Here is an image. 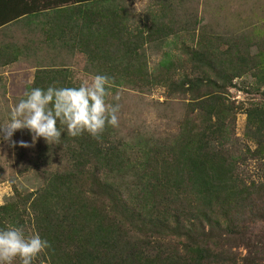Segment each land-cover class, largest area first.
Segmentation results:
<instances>
[{
  "label": "trees",
  "instance_id": "1",
  "mask_svg": "<svg viewBox=\"0 0 264 264\" xmlns=\"http://www.w3.org/2000/svg\"><path fill=\"white\" fill-rule=\"evenodd\" d=\"M116 1L0 0V27L41 17L45 41L82 53L97 75L186 96L177 134L133 153L110 125L96 139L71 137L58 122L67 167L44 172L31 190L13 185L0 205V229L18 226L49 241L34 264H264V51L250 52L248 36L235 40L200 25L182 44L181 61L165 53L150 70L145 47L199 21L183 24L173 0H153L150 24L130 29L131 11ZM21 55L17 44L0 43V69ZM49 86L78 88L67 68L51 66L35 69L27 90ZM231 89L245 98L234 99ZM240 110L248 143L237 154ZM248 162L260 178L243 176Z\"/></svg>",
  "mask_w": 264,
  "mask_h": 264
},
{
  "label": "rangeland",
  "instance_id": "2",
  "mask_svg": "<svg viewBox=\"0 0 264 264\" xmlns=\"http://www.w3.org/2000/svg\"><path fill=\"white\" fill-rule=\"evenodd\" d=\"M116 3L130 9V29L150 24L157 8L153 0H117ZM173 3L174 16L178 21L187 24L198 19L199 24H194V30L146 46L150 70L155 69L165 53L173 61H181L182 44L192 43L200 25L207 32L235 40L248 36L254 42L249 48L250 52L264 51V0H173ZM13 35V40H0V43L25 46V54L0 69V125L9 122L13 107L26 98L28 85L38 67L67 68L71 73V82L77 87L90 84L97 75L82 53L58 43L46 42L40 26L29 32L18 26ZM2 37L0 33V39ZM230 92L236 100L245 98L240 91L231 89ZM109 93L107 101L120 105L119 126L113 127L114 134L127 142L131 146L128 149L133 153L151 143L170 140L177 134L186 112V96H169L165 88L158 86L139 90L125 84H115ZM117 94L120 97L118 101L114 99ZM244 124L245 113L240 110L234 126L235 138L232 139L237 154L248 143L243 137ZM20 141L29 146H20ZM67 164L61 143L49 145L42 137L33 142L28 129L17 130L10 141L0 139V205L9 200L13 185L23 191L31 190L41 182L44 172L64 170ZM241 168L245 178L257 179L262 176L254 162H248ZM14 264L19 263L16 260Z\"/></svg>",
  "mask_w": 264,
  "mask_h": 264
},
{
  "label": "clouds",
  "instance_id": "3",
  "mask_svg": "<svg viewBox=\"0 0 264 264\" xmlns=\"http://www.w3.org/2000/svg\"><path fill=\"white\" fill-rule=\"evenodd\" d=\"M114 86L112 78L98 74L90 84L78 88H33L13 107L9 122L0 125V139L10 141L17 130L28 129L33 142L42 137L49 145L60 144L62 130L58 122L71 137L87 132L99 139L106 126H119L120 105L106 99ZM114 99L118 101L119 95ZM19 143L29 146L24 141ZM50 247L38 233L26 236L22 227L0 229V264H14L17 259L20 264H34Z\"/></svg>",
  "mask_w": 264,
  "mask_h": 264
},
{
  "label": "crops",
  "instance_id": "4",
  "mask_svg": "<svg viewBox=\"0 0 264 264\" xmlns=\"http://www.w3.org/2000/svg\"><path fill=\"white\" fill-rule=\"evenodd\" d=\"M7 13L5 16H9L13 11L12 10H6ZM41 17H33V16H22L12 22H8L5 25L0 27V33L3 35L2 39L0 40H13L15 37L13 33L17 30V27L23 28L26 32L37 30V27L41 25L42 22ZM22 50V55L25 54V46L22 48L19 46Z\"/></svg>",
  "mask_w": 264,
  "mask_h": 264
}]
</instances>
